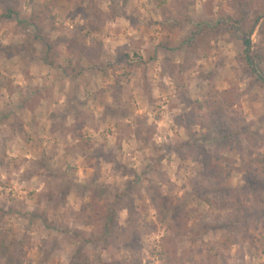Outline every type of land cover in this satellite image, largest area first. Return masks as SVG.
Returning a JSON list of instances; mask_svg holds the SVG:
<instances>
[{
  "label": "rangeland",
  "instance_id": "obj_1",
  "mask_svg": "<svg viewBox=\"0 0 264 264\" xmlns=\"http://www.w3.org/2000/svg\"><path fill=\"white\" fill-rule=\"evenodd\" d=\"M186 1L190 20L177 28L158 0H21L23 16L44 10L53 67L41 43L11 55L25 36L0 20V230L25 264H264V173L244 171L264 158V85L243 44L256 64L264 0ZM227 22L238 25L190 49L200 28ZM84 26L96 56L74 77L67 44ZM225 90L234 106L210 114L209 95ZM202 148L221 157L238 199L213 192ZM94 186L101 204H117L107 244L87 241ZM156 195L171 203L162 214Z\"/></svg>",
  "mask_w": 264,
  "mask_h": 264
},
{
  "label": "trees",
  "instance_id": "obj_2",
  "mask_svg": "<svg viewBox=\"0 0 264 264\" xmlns=\"http://www.w3.org/2000/svg\"><path fill=\"white\" fill-rule=\"evenodd\" d=\"M55 1V0H53ZM173 3L169 4L167 0H158V5L164 7V11H169L166 8L168 5L171 6L174 11L172 14V24L177 28H183L185 24L190 20L189 16L186 14L187 9L189 8V2L186 0H173ZM2 11L0 13V20H14L17 22V27L21 28L22 33H24V42L19 46H9L8 51H11V55H17L20 53L28 54L29 50L34 48L36 43H41L45 47L43 60L46 64L50 66H55V57L54 53V42H52L47 34L45 33V24H44V10L33 11L29 16H23L21 13V0H4ZM165 13V12H164ZM259 18L256 16L255 21ZM254 21V22H255ZM238 25V22H227L221 28L218 27H205L200 28L195 32L190 40V49L196 51L197 45L205 43L209 45L212 38L216 37L220 29L225 31H233ZM85 26L81 27L79 31L73 36L72 40L67 44V49L72 53H76L78 60L75 66L71 68V72L74 77H79L82 74L83 68L80 66V59L87 58L89 60L93 59L94 55L91 51V47L86 44L88 38V33L83 34ZM90 29H94V26L91 24ZM249 33H252V28H250ZM262 34V33H261ZM263 35V34H262ZM243 44L246 47V56L247 66L250 69V72L255 75V79L258 83L264 85V76L262 75V70H260V64L264 60V53L260 50L253 53V58L256 61L254 64L251 56L249 55V50L251 47V40L248 37H245ZM96 47H100V42H95ZM27 51V52H26ZM127 67L132 68L131 64H126ZM235 104L234 96L232 91L225 90L217 97H212L209 95V98L206 100L205 105L210 114H221L224 113L225 108H231ZM239 131L232 133H225L223 140L219 143V148L221 149L228 141H231L232 136H238ZM202 168L203 173L207 178L214 179V188L213 192L220 193L224 192L229 197L237 198L236 190H231L230 187L226 185V180L230 177L231 172L228 171L226 174H222L220 171V166L218 161H220V156L218 154L211 155L210 150L202 148ZM205 171V172H204ZM245 173H248L250 176H260L264 173V158L261 159H251L244 166ZM251 189V188H250ZM91 200L88 203L90 214L88 215L90 224L95 229L93 237L88 238L87 241L96 244V243H109L112 238L115 237L114 234L117 232V207L115 203L113 204H101L100 200L103 196V190L97 186H94L92 189ZM206 190V193H209ZM245 192V190H244ZM233 194V196H231ZM205 195V194H204ZM155 208L159 214H162L163 211L168 208L171 203L169 198L163 195L154 196ZM8 235L0 230V264H25L22 256L19 251L14 248H10Z\"/></svg>",
  "mask_w": 264,
  "mask_h": 264
}]
</instances>
